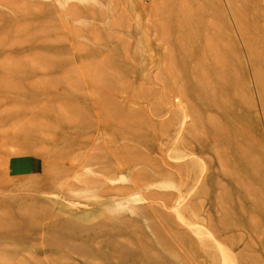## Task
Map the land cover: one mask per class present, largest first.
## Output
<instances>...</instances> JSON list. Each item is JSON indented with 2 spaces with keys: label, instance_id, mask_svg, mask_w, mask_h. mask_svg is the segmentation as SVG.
<instances>
[{
  "label": "rangeland",
  "instance_id": "374dc122",
  "mask_svg": "<svg viewBox=\"0 0 264 264\" xmlns=\"http://www.w3.org/2000/svg\"><path fill=\"white\" fill-rule=\"evenodd\" d=\"M0 264H264V0H0Z\"/></svg>",
  "mask_w": 264,
  "mask_h": 264
},
{
  "label": "bare ground",
  "instance_id": "6f19581e",
  "mask_svg": "<svg viewBox=\"0 0 264 264\" xmlns=\"http://www.w3.org/2000/svg\"><path fill=\"white\" fill-rule=\"evenodd\" d=\"M194 86V85H193ZM196 88V86H194V89H192L193 91L192 92H194V94H193V96H194V99H195V101H197V104L199 105V103H200V101H202L203 103L205 102V105H207L206 104V101H209V103L212 101V98L210 97V96H208L207 95V93H206V91L204 90H200V89H195ZM205 88H206V86H205ZM195 93L197 94H200L201 96L199 97V98H195ZM202 95H203V97H202ZM192 102V101H191ZM209 105H213V102H211V104H209ZM219 105H222V103H220ZM234 125V124H233ZM232 125V126H233ZM219 130H220V132H229L230 134H231V139L234 137V136H237V135H240L239 133H237V129H234V128H232V127H230V125L229 126H221L220 128H219ZM233 141V140H232ZM237 141H240V139H237V140H235V143L237 142ZM247 141V139H244L243 140V142L245 143ZM234 142V141H233ZM234 143V144H235ZM222 145H224V144H222ZM225 146V145H224ZM223 148V147H222Z\"/></svg>",
  "mask_w": 264,
  "mask_h": 264
}]
</instances>
